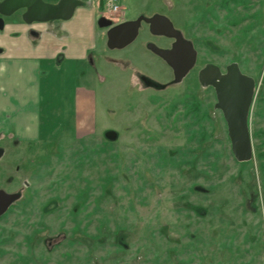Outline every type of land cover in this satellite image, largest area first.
<instances>
[{"label": "rangeland", "instance_id": "1", "mask_svg": "<svg viewBox=\"0 0 264 264\" xmlns=\"http://www.w3.org/2000/svg\"><path fill=\"white\" fill-rule=\"evenodd\" d=\"M121 4L125 16L103 15L118 24L167 14L197 63L176 82L145 30L109 48L100 9L87 59L45 68L48 130L0 133V189L20 194L0 216V264H264V0ZM232 62L257 81L249 161L236 159L215 89L199 79L209 63ZM78 87L93 90L95 105L82 123L90 132L75 134L59 114Z\"/></svg>", "mask_w": 264, "mask_h": 264}, {"label": "crops", "instance_id": "2", "mask_svg": "<svg viewBox=\"0 0 264 264\" xmlns=\"http://www.w3.org/2000/svg\"><path fill=\"white\" fill-rule=\"evenodd\" d=\"M122 1L118 0V4L125 10ZM99 11L98 4L92 6L88 2L77 8L68 21L35 24L38 36L32 35L29 25L21 19L7 22L0 35V133L13 128L21 139H37L48 130L43 127L51 121H46L43 112L52 103L51 71L45 68L87 59ZM122 15L125 16L123 11ZM91 92L89 88L78 87L72 108L67 102L69 105L62 107L64 110L59 114L73 123L75 134L84 128L85 133L90 132L89 125L85 127L82 123L85 118L90 121V110L95 105ZM43 93L48 95L47 100L42 98Z\"/></svg>", "mask_w": 264, "mask_h": 264}, {"label": "water", "instance_id": "3", "mask_svg": "<svg viewBox=\"0 0 264 264\" xmlns=\"http://www.w3.org/2000/svg\"><path fill=\"white\" fill-rule=\"evenodd\" d=\"M80 4V0H61L58 6L44 0H2L0 13L10 16L17 10L25 9L23 19L27 23L47 22L52 19L67 20L73 16L75 8ZM102 19L106 20L103 25L112 24L111 19L105 17ZM142 19L151 23L153 33L176 38V42L170 49L161 48L154 43H149V47L173 68L175 81H182L196 63L197 50L193 42L185 39L181 31L176 29L165 15L155 14L152 17L141 15L137 19H130L112 26L107 32L108 47L124 48L130 44L137 37ZM3 27L4 21L0 18V29ZM200 81L203 85H212L215 88L217 95L215 107L223 112L236 159L251 160L254 156L251 113L257 89L256 79L243 72L238 62H232L227 65L225 73L221 72L217 64L209 63L201 70ZM106 137L109 140H116L118 133L115 130H109L106 132ZM2 154L3 150L0 149V157ZM19 197V193L0 189V216Z\"/></svg>", "mask_w": 264, "mask_h": 264}, {"label": "flooded vegetation", "instance_id": "4", "mask_svg": "<svg viewBox=\"0 0 264 264\" xmlns=\"http://www.w3.org/2000/svg\"><path fill=\"white\" fill-rule=\"evenodd\" d=\"M2 0H0V2H1ZM45 2H47V3H50V4H53V5H55V6H58L59 5V3H60V1L61 0H44ZM81 1V4L80 5H78L76 8H75V11H74V13H73V16L75 15V12H76V9L77 8H79V7H81V6H84V5H86L88 2H90V4H91V0H80ZM106 2H107V0H98V2H97V4H98V9L100 10L101 9V11L103 12H101L102 14H101V16H100V18L101 19H99L98 20V23L100 24V25H103L104 23H106V20L105 19H102L103 17H105V18H107V19H111V18H108L106 15H103L105 12L107 13V12H109L110 10H108V11H106L105 10V6H106ZM115 2L118 4V0H115ZM118 6H119V8H118V10L117 11H114V12H118V15H120V16H122V7H121V5L120 4H118ZM26 10L25 9H20V10H17L15 13H13L12 15H10V16H5V15H2L1 13H0V18H2L3 19V21H4V27L2 28V29H0V30H6V26H7V22L10 20V19H21V20H23V22L24 23H26L27 25H29V27H30V29H29V32L32 34V35H35V36H38L39 35V32H38V30L34 27V25L35 24H40V23H50V22H58V23H63V22H65V21H68V20H70V19H72L73 18V16L70 18V19H67V20H65V19H52V20H50V21H47V22H40V21H34V22H32V23H27L24 19H23V14H24V12H25ZM113 11V10H112ZM105 13V14H106ZM155 14H161V15H165V16H167L171 21H172V23H173V25H174V27L176 28V29H178L179 31H181V33L183 34V32H182V30L181 29H179L175 24H174V22H173V20L167 15V14H165V13H163V12H154V13H150V14H142L143 16H146V17H152V16H154ZM139 16H141V15H139ZM139 16H136V17H134V18H128V19H126V20H124V21H127V20H130V19H137ZM123 22V21H122ZM121 23V22H120ZM119 24V23H118ZM114 25H116L115 23H112V24H110L109 26H106V28H108V30L112 27V26H114ZM144 27H145V29H144ZM143 30H145V32L149 35V38H147V40L145 41V45H146V47L151 51V52H153L156 56H158L159 58H161V59H163L160 55H158L156 52H154L150 47H149V43H154V44H156L157 46H159V47H161V48H165V49H170V48H172V46H173V44L176 42V38H174V37H169V36H167V35H164V34H156V33H153L152 32V30H151V23H149V22H147L145 19H142V21H141V24H140V27H139V32H138V34H137V37L130 43V44H132L133 42H135L139 37H140V35H141V31H143ZM108 32V31H107ZM183 36H184V38L185 39H189V38H187V37H185V35L183 34ZM155 38H159V40L160 39H169L170 40V45H164V44H160V43H158V42H156L154 39ZM189 40H191V39H189ZM192 41V40H191ZM193 42V41H192ZM130 44H128L126 47H128ZM193 44H194V42H193ZM126 47H124V48H126ZM194 47H195V45H194ZM124 48H115V49H124ZM196 48V47H195ZM0 49H1V52H2V47L0 46ZM197 50V49H196ZM1 52H0V54H1ZM62 56L63 55H60L59 56V59H61L62 58ZM197 59H198V51H197ZM164 60V59H163ZM165 61V60H164ZM196 63H197V60H196ZM196 63H195V65H196ZM195 65L193 66V68L195 67ZM207 66V65H206ZM205 66V67H206ZM204 67V68H205ZM172 68V67H171ZM192 68V69H193ZM204 68H202V69H204ZM173 69V68H172ZM192 69L189 71V73L192 71ZM202 69H200V71H199V79H200V72H201V70ZM220 69H221V72L222 73H225L226 72V69L225 70H223L221 67H220ZM174 71V70H173ZM243 71V70H242ZM188 73V74H189ZM187 74V75H188ZM186 75V76H187ZM185 76V77H186ZM174 77H175V74H174ZM212 86V85H211ZM215 89V88H214ZM216 92V91H215ZM216 97H217V95H216ZM19 138V137H18ZM0 149H2V148H0ZM3 150V154L1 155V157L0 158H2L3 157V155H4V149H2ZM8 192V191H7ZM20 198V197H19ZM19 198L16 200V201H18L19 200ZM15 201V202H16ZM15 202H13L10 206H9V208L6 210V212L5 213H7L8 212V210L12 207V205L15 203ZM5 213H3L2 215H4ZM1 215V216H2Z\"/></svg>", "mask_w": 264, "mask_h": 264}, {"label": "built area", "instance_id": "5", "mask_svg": "<svg viewBox=\"0 0 264 264\" xmlns=\"http://www.w3.org/2000/svg\"><path fill=\"white\" fill-rule=\"evenodd\" d=\"M105 7H107L108 9L106 10V11H108V10H110V11H117L118 10V8H119V6H118V4L115 2V0H107V2H106V6Z\"/></svg>", "mask_w": 264, "mask_h": 264}]
</instances>
